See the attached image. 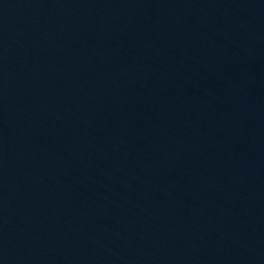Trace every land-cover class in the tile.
I'll return each instance as SVG.
<instances>
[{
  "label": "water",
  "instance_id": "obj_1",
  "mask_svg": "<svg viewBox=\"0 0 264 264\" xmlns=\"http://www.w3.org/2000/svg\"><path fill=\"white\" fill-rule=\"evenodd\" d=\"M0 264H264V0H0Z\"/></svg>",
  "mask_w": 264,
  "mask_h": 264
}]
</instances>
